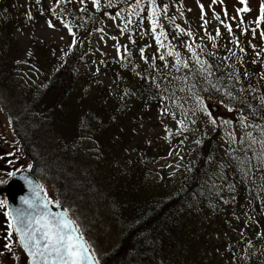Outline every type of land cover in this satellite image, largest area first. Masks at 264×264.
Here are the masks:
<instances>
[{
  "label": "trees",
  "instance_id": "obj_1",
  "mask_svg": "<svg viewBox=\"0 0 264 264\" xmlns=\"http://www.w3.org/2000/svg\"><path fill=\"white\" fill-rule=\"evenodd\" d=\"M3 1L1 0V3ZM41 1L46 3V0ZM171 1L155 0L158 11L163 9L162 4L169 7ZM102 3L105 1L102 0ZM150 5L149 0H145L141 7L149 9ZM178 8L177 5L175 14ZM45 9L44 14L47 15L49 5L45 6ZM105 9L113 14L119 11L125 16L130 12L124 0H113V7H104L100 12L104 14ZM100 12L92 13L93 21L99 20ZM140 15H143V12ZM10 23L11 18L1 12L0 87L8 85L12 68L16 67V61L20 62L16 59ZM161 25L165 27L164 24ZM176 25L179 23L176 22ZM144 28L140 25L139 30ZM219 29L221 36L216 39L215 48L207 34L201 35L198 30H190L193 33L192 38L186 35L181 37L183 47L185 41H194V48L200 45L204 49L202 52L199 48L196 49L201 59L220 66L210 79L213 82L219 80L218 87L221 91L212 89L199 78L188 83L171 79L188 73V70L176 72L171 67L174 62L171 57L167 58L169 66L165 68L163 62L158 59L159 54L165 51L163 49H156L150 56L145 54L148 59L157 57L153 65L151 62H140L133 53V43L128 45L131 56L124 61L118 58L115 63L104 61L99 66L100 73L109 77L113 87H94L89 81L96 80L95 76L81 70L84 52L76 38L67 48V56L64 54L56 57V70L52 74L56 77L59 96L56 102L50 105L53 106L52 110H48V106H43L42 102L34 106L33 100L27 109L28 120L22 129L28 133L34 132V123L42 127V131L45 128L51 129L52 127L48 126L55 122L52 134H56V150H59L62 156V164L69 163L67 167L78 172L75 175L80 188L95 193L100 190V186H96L99 181L105 185L104 189L111 198L107 203L108 210L122 230L117 247L108 256L109 264H264V238L257 234L264 233V191L259 187L264 183L260 179L264 173L253 167L249 177H244L238 171L236 162L226 155L229 145L225 142V130H208L205 123L198 125V121L203 119V113L196 112L193 115L190 111L195 107L196 101L190 97L187 87L195 82L196 91L204 104L207 101L219 103L225 108L229 120L234 121L237 110L243 109L250 120L264 124V120L260 119L264 110L252 116L245 106L224 95L227 86V90H231L235 96L243 97L253 107H258L259 97L264 96V80L259 76L264 72V66L260 67L259 61L251 62L255 53H248L249 47L242 44L238 35L235 38H238L240 46L245 48L244 53H241L236 45L229 43L230 40L222 33L221 28ZM139 37L141 42L144 41L142 34ZM230 37L232 40V36ZM173 38L165 43H171L183 59H190L186 48L184 47L186 53L179 48V37ZM228 49H232L236 55L232 56ZM225 56L230 58L225 61ZM191 66L193 69L197 67L194 64ZM233 72L239 75L238 82L228 78V74ZM245 72L247 76L244 75ZM45 81L43 91L48 86V79ZM156 82L160 83L161 89L167 87L170 91L184 87L185 91H176L175 97L178 98V104H183V108L173 106L172 100L163 99L162 97H167L169 93L158 90L155 87ZM205 87L208 88L207 91L202 90ZM42 88H35V91ZM241 89L249 91L241 92ZM103 97L107 98L108 104L102 100ZM116 97L118 102L114 101ZM144 100L152 107L151 114L157 113L162 117V109L168 107L180 119L185 120L187 125L188 130L181 135H177L176 131H168L171 136L176 134L172 139L173 143L171 140L169 142V145L174 147L191 138V151L185 155L183 165L178 169V173H174L175 177L172 179L163 178L157 182L149 180L139 162L113 158L104 143V134L110 138L113 133H108L110 126L118 120L114 117L108 118L107 111L113 110L115 113L123 106L139 111V104ZM229 106L233 107V112L227 110ZM185 112L186 116L183 114ZM200 126L204 127V132L193 142L192 135ZM236 135H241L240 130L237 129ZM197 140L202 143L198 145ZM258 147L257 145L256 149ZM256 149L249 150L246 154L252 165L258 164V161L252 158ZM80 154L86 158L87 154L92 155L98 163L96 166L84 168L85 161H77V155ZM235 155L245 157L244 152ZM57 162L59 164V161ZM67 167H63V171ZM32 174L40 179L36 170H33ZM229 186H232V190H229ZM99 264H103L102 260H99Z\"/></svg>",
  "mask_w": 264,
  "mask_h": 264
},
{
  "label": "rangeland",
  "instance_id": "obj_2",
  "mask_svg": "<svg viewBox=\"0 0 264 264\" xmlns=\"http://www.w3.org/2000/svg\"><path fill=\"white\" fill-rule=\"evenodd\" d=\"M261 2L262 0H248V7L251 11L243 14L245 23L242 26L249 29L247 34H242L241 29L237 27L238 21L231 19L232 16L237 15L235 9L243 7L238 3V0H224L223 4L212 5L211 8L209 7L211 0H172L167 7L166 14L160 10L158 22L168 33V39L179 37L177 44L183 53H186L182 34L175 27L176 22L184 29L198 30L201 35L205 33L207 36L209 34L216 35V29L219 27L226 38L231 40L227 30L213 17V11H215L221 15L222 20L232 24V40L236 39L235 36L238 35L242 44L249 47L248 53L251 55L254 54L251 45L256 46V51L264 50V40L259 36L260 31L264 30V22L260 24L256 36H253L250 30L256 27L253 21L259 15ZM46 3L41 0L39 3L36 0H4L1 3L0 0L2 14L11 18L10 27L15 44L14 50L16 59L20 61H16V67L12 68L8 85L0 87V189L6 187V183L10 179L8 173L19 171L33 173V170H36L49 197L60 200L70 210L97 258L102 260L103 264H109L108 256L117 247L122 230L108 210L109 204L107 203L111 201V198L104 189L105 185L99 181L96 186H100V190L95 193L85 191L83 187L78 186L80 184H77L78 178L75 175L78 172L67 167L70 165L69 163L64 162L66 166L63 165L62 156L59 150H56V134H52V128L55 126V122H52L53 119L51 125L48 126L52 127L51 129L45 128L41 131L42 127L34 123L36 127L34 132L28 133L22 127L27 123L26 112L32 105V100L34 106L38 102H42L43 106L45 104L46 107L48 106V110H52L53 106L50 105L55 103L59 96V90H56V77L52 74L56 70V57L64 54L67 56V48L74 41L73 36L63 27L62 22L71 24L72 30L76 34L75 39L78 38V42L82 45L84 55L81 70L91 73L96 78L89 82L94 87L103 85L113 87L109 77L100 73L99 66L104 61L115 63L119 58L113 47L114 44L127 45L128 47L131 40H135L132 49L140 62L142 60L139 46L146 50L147 56L157 49L147 19L151 5L149 9L143 7L145 9L143 15L134 16L133 23L128 26V32L122 34L120 28L124 26L128 14L125 16L121 13V16L114 21L110 18L114 14L105 9L104 14L100 12L99 20L95 22L91 15L97 12L90 0L85 5L79 4L76 0H73L72 3L59 4L57 0H46ZM200 4L205 6V19L209 21L207 33L201 27ZM47 5H49V12L45 15L44 11ZM162 5L165 6V4ZM177 5L179 8L175 14L174 10ZM81 8L86 10L81 11ZM51 9H55L56 12ZM225 9L228 12V18L223 15ZM141 20L142 22H140ZM49 21L55 27H49ZM161 24H164L165 27ZM140 25L145 27L141 31L139 30ZM97 28H103L104 33L95 31ZM145 32L147 34L144 35ZM140 34L144 38L142 42ZM101 35L104 36V40L100 39ZM112 37H116V40H113ZM233 45L235 44L233 43ZM122 51L123 48H121ZM260 59H264V52ZM148 60L152 65L155 63L153 56ZM258 61L260 67L264 66L260 60ZM47 79L48 86L43 91L42 86ZM35 88L42 89L35 91ZM116 91L118 93L117 89ZM102 100L108 104L107 98L103 97ZM114 101L118 102L117 97ZM140 103L139 111L125 106L115 113L113 110L107 111L108 118L114 117L118 120L110 126L108 133L113 132L111 137L104 134V143L108 146L113 158L139 162L149 180L157 182L163 178L172 179L175 177L174 173H178L183 165L185 155L191 151V138L185 139L178 147L169 145L176 134H182L178 131V125L170 115L161 117L157 113L151 114L152 107L146 104L147 100ZM206 105L211 107L213 115L221 123L224 120H229L225 108L219 103L207 101ZM129 106H131V101ZM202 117L203 119L198 121V125L205 123V128L213 129V126L207 123L208 117L204 113ZM176 118L180 119L178 115ZM168 131H176V134L171 136ZM203 132L204 127L200 126L192 135L193 142ZM77 161L83 163L85 161L84 168L96 166L98 163L94 156H88V154L87 158L83 154L77 155ZM63 167H67L65 171H63ZM1 194V200H4L5 193ZM3 224V218L0 217V225ZM14 256L15 259L11 256L12 264H27L19 245L16 246ZM0 259L2 261L1 257Z\"/></svg>",
  "mask_w": 264,
  "mask_h": 264
},
{
  "label": "snow or ice",
  "instance_id": "obj_3",
  "mask_svg": "<svg viewBox=\"0 0 264 264\" xmlns=\"http://www.w3.org/2000/svg\"><path fill=\"white\" fill-rule=\"evenodd\" d=\"M39 3V0H36ZM73 0H57V3H72ZM81 5L88 3V0H76ZM93 8L96 12L102 11L104 7H113V0H106V3H102V0H90ZM128 4L130 12L124 23V26L120 28V32L127 33L128 26L133 23L134 16H140V13L145 9L141 7L143 0H124ZM224 0H211L212 5L223 4ZM151 8L149 15L147 17L150 24V32L155 40V44L158 50H165L161 52L158 59L163 62L164 67L167 68L168 57L173 58L172 68L176 72H181L182 70H188L179 77H172L171 79L182 81L188 83L189 81H196L197 78L204 81L206 85L210 86L216 91H221L218 87L219 80L213 82L210 77L214 75V72L219 70V65H212L207 60L201 59L200 55L197 53V48L200 51L204 49L200 45L193 47V43L188 41L184 42V47L186 51L190 54V59H183L181 53L176 51L171 43H165L168 40V33L163 30L159 25L158 19L160 11H158L155 0H149ZM238 3L243 7L236 8V16H232L231 19L238 21L237 27L241 29L242 34H247L249 29L242 27L245 23L243 19V14L248 13L251 9L248 7V0H238ZM201 9V27L204 28L207 33V24L209 21L205 19L206 12L205 6L203 4L199 5ZM55 12V9H51ZM85 8H81V11H85ZM163 13H167V6L162 9ZM107 15V13H105ZM225 18H228V12L225 9L223 12ZM121 16V12L117 11L110 18L114 21ZM213 17L221 23V25L227 30L231 36L233 33L232 24L226 23L225 20L221 19V15L213 11ZM142 22V20L140 21ZM264 22V0H262L259 9V15L253 23L256 25L255 28L250 29L253 36H256L257 30L260 28V24ZM63 27H65L69 34L73 36L75 42L76 34L72 30L71 24L67 22H62ZM49 27H55L51 21L48 22ZM176 29L182 34L189 38L193 37V33L190 30H186L179 25L175 26ZM159 29V32H158ZM95 31L99 33H104L103 28H97ZM221 36L220 29H216V35H208V39L213 42V47H217L215 41ZM260 39L264 40V30L259 33ZM101 40H104V36L101 35ZM116 40V37H112ZM131 43H135V40H131ZM229 43H234L241 53L245 52V48L240 46L239 39L230 40ZM113 47L117 52V56L121 61H124L127 57L131 56L127 45L114 44ZM254 51V57L252 63H260L264 65V59H260L262 56L261 51H256V46L251 45ZM123 48V52H121ZM232 56L236 55L232 49H228ZM140 58L145 63H149L148 58L145 56V49L140 48ZM209 55H215L214 53H208ZM157 57H153L155 60ZM230 57L225 56L223 60H228ZM191 61V63H190ZM242 63V61H241ZM192 64L196 65L193 69ZM139 75V73H138ZM247 76V73H244ZM260 79L264 80V72L259 74ZM229 79H235L239 81V75L236 72L228 74ZM171 82V81H169ZM155 87L163 92H168L167 97H162L163 99L172 100L173 106H178L183 108V104H178V98L176 97V91L184 92L185 88L180 87L178 89L169 90L167 87L161 89L160 83L156 82ZM196 83L188 84L187 91L191 98L196 101L195 107L191 108L190 111L194 115L196 112L204 113L208 117L207 123L211 124L215 129H224L226 140L225 142L229 145V150L226 151V155L234 160L237 164L238 171L244 176L249 177V174L253 167L258 168L262 173H264V124L256 123L254 120H250L248 115L244 113L243 109L237 110L238 114L235 120H224L222 123L213 115L211 107L204 104L203 100L196 91ZM224 95L235 100L238 104L245 106L250 110L252 116L258 115L262 110H264V96L259 97V106L253 107L250 103L246 102L243 97H237L233 94L231 90H227L225 86ZM207 91L208 88L202 89ZM241 92L249 91V89H241ZM255 91V89H251ZM254 99L256 97H253ZM229 112H233V107L229 106L227 108ZM162 115H170L174 122L178 125V131L183 133L187 131V125L185 120L177 119L176 113L171 111L168 107H165L161 111ZM185 116L187 113H183ZM261 120H264V115L260 116ZM11 123V121H9ZM195 123V121H193ZM231 125V127H230ZM240 130L241 135L238 137L236 131ZM167 130V129H166ZM256 133L255 135L253 133ZM196 143L199 145L202 141L197 140ZM236 145V147H232ZM259 146L256 149V146ZM256 149L253 151V159L258 161L257 165H252L250 160L247 158L246 154L249 150ZM244 152L245 157L242 158L235 153ZM10 177H15L16 172L8 173ZM26 183L30 186L29 197H21L20 204L22 206H15L10 200L4 199L0 200V217L3 218L4 224L0 225V255H9L15 259L14 253L16 251V246L19 245L20 250L24 253L25 260L27 264H99V260L96 257L94 250L90 243L85 239L84 233L78 224L77 220L70 214V210L62 204L58 199L49 197L47 191L44 189L43 185L35 184L29 177L23 178ZM264 181V175L260 177ZM260 190L264 191V183L260 186ZM229 190H232V186H229ZM58 209V210H57ZM261 238H264V233H257Z\"/></svg>",
  "mask_w": 264,
  "mask_h": 264
},
{
  "label": "water",
  "instance_id": "obj_4",
  "mask_svg": "<svg viewBox=\"0 0 264 264\" xmlns=\"http://www.w3.org/2000/svg\"><path fill=\"white\" fill-rule=\"evenodd\" d=\"M24 177H29L35 184H39L30 173L23 171L16 174L15 177L10 178L6 183V187L0 189V193L5 192L6 199L10 200L11 203L17 207L22 206L20 204L21 197L30 196V192L28 190L30 186L23 179Z\"/></svg>",
  "mask_w": 264,
  "mask_h": 264
},
{
  "label": "flooded vegetation",
  "instance_id": "obj_5",
  "mask_svg": "<svg viewBox=\"0 0 264 264\" xmlns=\"http://www.w3.org/2000/svg\"><path fill=\"white\" fill-rule=\"evenodd\" d=\"M1 195H4V194H1ZM0 257L2 258V261L0 259V264H12L11 256L5 254V255H0Z\"/></svg>",
  "mask_w": 264,
  "mask_h": 264
}]
</instances>
